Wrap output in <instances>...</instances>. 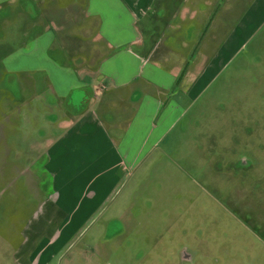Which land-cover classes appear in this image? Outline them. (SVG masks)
I'll return each instance as SVG.
<instances>
[{
	"label": "crops",
	"instance_id": "obj_1",
	"mask_svg": "<svg viewBox=\"0 0 264 264\" xmlns=\"http://www.w3.org/2000/svg\"><path fill=\"white\" fill-rule=\"evenodd\" d=\"M263 4L0 0V264H49L68 247Z\"/></svg>",
	"mask_w": 264,
	"mask_h": 264
},
{
	"label": "rangeland",
	"instance_id": "obj_2",
	"mask_svg": "<svg viewBox=\"0 0 264 264\" xmlns=\"http://www.w3.org/2000/svg\"><path fill=\"white\" fill-rule=\"evenodd\" d=\"M234 39L181 121L49 264H264V4Z\"/></svg>",
	"mask_w": 264,
	"mask_h": 264
}]
</instances>
